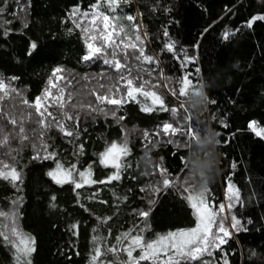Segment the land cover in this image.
<instances>
[{
	"label": "trees",
	"instance_id": "trees-1",
	"mask_svg": "<svg viewBox=\"0 0 264 264\" xmlns=\"http://www.w3.org/2000/svg\"><path fill=\"white\" fill-rule=\"evenodd\" d=\"M96 3L97 0H7L6 3L0 0V7L5 9L0 21H8L0 28V80L35 103L45 89L56 91L49 85L50 79L53 85L63 86L64 81L52 76L58 67L66 70L64 75L68 79L99 76L102 72L114 75L100 59L84 61L88 53L86 37L71 19L74 9L91 12ZM101 11L110 20L117 17L112 23L122 26L130 39L136 34L141 36L146 54L158 61L156 65H143L155 69L151 77L147 73L142 75L153 84L158 83L151 90L162 97L169 111H161L159 105L151 112L142 111L151 105V100L137 95L136 100L128 99L120 106L101 105L106 111L118 108L116 117H123L122 120L97 112H72L73 116L79 115L78 126L74 121L64 123L74 130V137L65 136L57 127H52L44 136L49 145L47 151L56 153L55 160L33 159L37 150L41 156L44 152L33 131L38 126L31 119L24 122L29 139L23 141L7 120H0L5 131L13 133L9 145L0 148V159L14 165L22 179L15 185L0 179V211L15 210L20 230L35 239L32 264H92L97 247L106 253L98 258V264H123L128 259L126 252L120 250L113 254L106 250L118 247L116 238L124 233L143 235L147 241L168 232L194 228V211L185 199L188 193L179 182L188 175L184 158L198 151L195 140L186 150L178 143L168 142L170 139L179 142L180 136L163 133L152 136L156 147L151 155L155 162L150 170L141 164L143 154L153 149L152 144L145 147L144 133L159 132L165 123L183 122L186 126V117L198 127L199 136L203 135L199 118L211 123L220 134L221 171L208 187L211 202L227 203L228 177L241 190L244 201L234 211L246 230L234 232L222 250L204 259L224 264L226 255L228 264H264V138L248 129L251 121L264 127V21L255 22L251 29L246 26L253 16L264 15V0H118L116 12H110L106 3ZM127 16L134 17L133 21L127 20ZM5 29L10 30L8 35H4ZM205 29H208L206 33ZM226 29L235 32L228 42L221 39ZM169 38L175 41V53L165 47ZM32 43L36 44L35 50L31 49ZM197 43L198 49L193 47ZM184 51L195 56L196 62L182 67L176 55L182 58ZM236 61L239 65L233 68ZM133 63L136 62L129 61L130 65ZM196 68L200 69L199 73ZM186 72L191 74L189 78L197 91L203 90L209 95L210 103L204 111L191 102V96L185 101L189 111L181 107L183 98L179 97L178 90ZM229 78L231 82L226 85ZM84 83L83 80L79 84L74 82L73 88L66 89L65 96ZM95 83L96 80L91 81ZM100 83L104 81L101 79ZM124 92L126 89H122L121 95ZM77 99L87 102V99L94 101L95 97L85 98L81 90L73 103ZM10 102L11 97L2 103ZM15 103L19 105L16 111L19 117L20 110L26 106L20 103L19 97ZM173 108L177 109L176 117L172 116ZM27 111L34 112V109ZM49 111L60 114L54 107H49ZM125 139L130 154L122 158L126 167L121 170L119 181L75 189L70 183L56 184L48 175L59 161L65 168L75 164L77 171L90 169L93 180L106 181L115 169L103 166L100 156L113 142L122 144ZM232 162H236L235 169L231 168ZM161 168L166 169L170 181L178 179L176 187L163 189ZM149 185L162 190L150 194ZM190 186L196 191L194 181ZM151 200L155 203H149ZM149 209L147 220L138 215L139 211ZM104 219L106 223L101 222ZM127 243L124 241L123 247ZM14 252L0 237V264H16ZM139 255L138 249L134 251V257Z\"/></svg>",
	"mask_w": 264,
	"mask_h": 264
},
{
	"label": "snow or ice",
	"instance_id": "snow-or-ice-1",
	"mask_svg": "<svg viewBox=\"0 0 264 264\" xmlns=\"http://www.w3.org/2000/svg\"><path fill=\"white\" fill-rule=\"evenodd\" d=\"M6 2L7 0H5ZM105 3L110 12H116L118 0H97V3L92 6L91 12H81L78 8L74 9L71 19L86 37L85 42L88 53L83 57L84 61L100 59L104 65H107L112 70L114 75L102 72L99 76H84L79 80L76 77L68 79L64 75L66 70L58 67L54 70L52 76L57 80L64 81L63 86L53 85V80L50 79L48 83L50 86L55 87L56 91L53 92L50 88L45 89L44 95L37 97L35 103H30L20 92L11 88L3 80H0V120H7L13 126L15 135L21 141L29 139L24 127L25 120L31 119L38 126L33 131L37 133L39 146L43 149L44 154L41 156L40 151L37 150V154L33 159H56L55 152L47 151L49 145L44 139L46 132L52 127L59 128L67 137H74L76 135L74 130L68 128L64 123V121H74L78 126L79 115L73 116L71 114L72 112H77L78 110L88 112L89 114L91 112H97L105 116L112 115L114 118L122 120L123 117H116V110L118 108L116 110L106 111L101 105L109 104L120 106L127 102L128 99L136 100L137 95L151 100V105L143 107L142 111L151 112L155 110L156 105H159L161 111H169L162 97L151 90L158 87V83L153 84L150 79H144L142 75L143 73H147L151 77L155 69L145 68L143 65H156L158 61L152 55L146 54L143 41L139 34H136L134 39H130L128 34L124 32L122 26L112 23V20H116L117 17L113 16L110 20V17L101 11ZM4 11L5 9L0 7V16L4 14ZM133 19L134 17L127 16V20L133 21ZM257 21H264V15L253 16L247 22L246 26L251 29ZM5 23H8V21H0V28ZM24 26L27 27V24L25 23ZM9 31V29H5L4 35H8ZM207 31L208 29H205V33ZM121 33H124V35L121 36ZM164 35L166 37L168 36L167 30ZM234 35V31L226 29L222 33L221 39L228 42L230 37ZM199 46V43L193 45L196 49ZM165 47L168 52L175 53L176 44L171 38H169ZM31 49H36L35 43L31 44ZM130 49L131 51H129ZM176 58L181 60L182 67H187L188 64L196 62V57L189 56L187 51L183 52L182 58L179 54L176 55ZM130 60L136 63L130 65ZM195 71L199 73L200 69L196 68ZM133 72H136V75H133ZM161 75L163 74L161 73ZM190 75L187 72L183 75L178 90L179 97L183 98L181 100V107L185 112L189 111L185 102L187 97L197 92L196 86L193 85L192 80L189 78ZM101 79L104 83H100ZM80 80L86 83L82 84L78 90L68 91L67 96H65L66 89L73 88L74 82L75 84H79ZM92 80H96L94 85L91 84ZM137 81H139L138 84ZM122 89H126L123 95H121ZM81 90L85 98L91 96L95 97V100L87 99V102H85L84 100L77 99L76 103H73V100L81 95ZM175 94L176 92L173 91V95ZM9 97H11V102L8 105L3 104L2 102ZM17 97H19L20 103L26 106L25 109L20 110L19 117L16 114V111L19 109V105L15 103ZM49 107L57 108L60 113L59 116L50 112ZM27 109H34V112H29ZM171 113L173 117H176L177 109H171ZM186 121V126L183 122H178L176 125L165 123L159 132L153 134L145 132V147L148 144L156 147V144L152 142V136H159L163 133L165 136L182 137V140L179 142L171 139L168 142L178 143V146L187 149L190 147L191 142L199 137V129L191 123L190 117H186ZM221 123L223 124V121ZM223 126L227 127V124H223ZM248 129L255 136L264 138V127H261L256 121L249 122ZM12 135L13 133L6 132L5 128L0 125V148L9 145ZM33 147L36 148L37 146L34 144ZM80 147L82 151V146ZM5 154L9 155L10 153ZM129 154L130 150L127 139L122 144L113 142L101 154L100 163L105 167L115 169V172L106 181L97 182L91 179L92 172L90 169L87 171H77L75 164L69 168H65L59 161L56 163V169L50 171L48 175L56 184L63 185L70 183L75 189H81L85 185L95 183L119 181L121 179V170L126 167L122 158L127 157ZM184 167L187 169L188 175L183 182H179L178 179L170 181L166 169L161 168V175L163 176L162 185L163 189H167L169 187H176L177 183H180L183 191L188 193L185 199L194 210L197 221L196 227L168 232L165 235H159L154 240L147 241L143 235H133L132 232H127L116 238L118 247L108 248L106 252L113 254H118L120 250L126 252L128 259L123 264H140L141 261H147L148 264H193L196 261H199V264H213L211 259H204V257H213V254L217 250H222V246L228 244L234 232L246 230L241 219L237 217L234 211L237 206H243L244 201L241 198V190L231 182V177L227 178L229 180L226 192L227 203L215 205L211 202L209 189L194 191L193 187L190 186L193 181V175L186 166L185 158ZM231 168H236V162H232ZM0 179L9 180L14 185L17 181L22 182L21 173L17 171L16 167L9 165L2 159H0ZM148 187L150 194H158L162 190L159 186L149 185ZM141 191H145V189L142 188ZM52 199L55 200V197ZM14 203L18 206V202ZM102 203L104 202L102 201ZM149 203H155V201L151 200ZM150 211V209L148 211H139L138 215L147 220ZM229 219L230 224L226 226V220ZM18 220L19 215L15 210L7 213L0 211V237H3L4 242L11 245L15 250L16 264H32L31 256L36 251L35 239L20 230ZM101 222L106 223L107 219ZM248 223H251V220ZM73 227L75 228L77 226L74 225ZM124 241L128 242L126 247H123ZM137 249L140 250V255L134 257L133 253ZM103 254L106 253H102L98 247L95 248L92 264H98V258ZM223 260L224 264H228L226 255Z\"/></svg>",
	"mask_w": 264,
	"mask_h": 264
},
{
	"label": "clouds",
	"instance_id": "clouds-1",
	"mask_svg": "<svg viewBox=\"0 0 264 264\" xmlns=\"http://www.w3.org/2000/svg\"><path fill=\"white\" fill-rule=\"evenodd\" d=\"M239 61H236L232 67L237 68ZM231 78L225 81V84H230ZM191 102L203 111L207 109L210 103L209 95L206 91L200 90L195 94H190ZM200 126L203 129V135H200L196 140L198 151L191 153L185 157L186 166L193 175V181L196 191L208 189V187L215 182L220 175V163L222 153L219 151L220 139L219 132H217L211 123L201 120L199 118ZM149 149L143 154L141 164L145 170H150L154 164V158ZM187 150V149H186ZM203 154V155H201Z\"/></svg>",
	"mask_w": 264,
	"mask_h": 264
},
{
	"label": "rangeland",
	"instance_id": "rangeland-1",
	"mask_svg": "<svg viewBox=\"0 0 264 264\" xmlns=\"http://www.w3.org/2000/svg\"><path fill=\"white\" fill-rule=\"evenodd\" d=\"M99 162H100V160H99ZM102 165H103V164H102ZM103 166H104V165H103ZM55 169H56V168H55ZM55 169H54V170H55ZM54 170H53V171H54ZM85 171H87V170H85ZM114 172H115V170H114ZM114 172H113V173H114ZM113 173H112V174H113ZM112 174H111V175H112ZM77 178H78V177H77ZM91 179H92V178H91ZM107 179H108V178H106V180H107ZM225 204H226V202H225ZM193 211H194V210H193ZM225 215H227V213H225ZM195 218H196V217H195ZM226 222H227V226H228V225L230 224V219H229V220H226ZM196 224H197V221H196ZM195 227H196V226H195ZM138 250H139V249H138ZM139 251H140V250H139Z\"/></svg>",
	"mask_w": 264,
	"mask_h": 264
}]
</instances>
